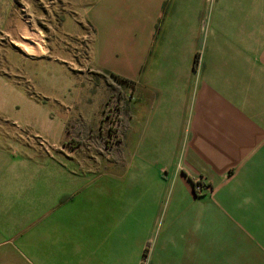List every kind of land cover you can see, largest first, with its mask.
I'll return each instance as SVG.
<instances>
[{
  "label": "crops",
  "instance_id": "crops-1",
  "mask_svg": "<svg viewBox=\"0 0 264 264\" xmlns=\"http://www.w3.org/2000/svg\"><path fill=\"white\" fill-rule=\"evenodd\" d=\"M200 3L90 0L82 8L76 24L91 28L88 64L125 80L130 93L126 170H87L75 156L15 154L0 144V264H219L239 257L243 243L264 251V75H256L264 44L261 56L245 52L241 32L229 40L213 30L212 49L237 46L251 75L211 77L209 36L179 13L196 15ZM47 57L35 74L27 65L38 97L6 101L1 90L0 116L59 146L85 93L67 85L59 57ZM145 144L160 148L152 175ZM199 178L212 188L204 198L195 197Z\"/></svg>",
  "mask_w": 264,
  "mask_h": 264
},
{
  "label": "rangeland",
  "instance_id": "rangeland-1",
  "mask_svg": "<svg viewBox=\"0 0 264 264\" xmlns=\"http://www.w3.org/2000/svg\"><path fill=\"white\" fill-rule=\"evenodd\" d=\"M88 3L90 0H0V80L10 85L9 89L14 88L12 93L0 88L5 94V100L17 101L20 92L38 97V90L30 79L27 65L34 66L32 71L35 74L39 62L47 59V56L59 57L69 73L67 85L73 82V90L80 89L85 93L81 106L67 124V134L61 145L51 146L47 141L34 137L20 124L5 120L3 116H0V144L15 154L75 156L76 165L87 170L125 171L124 155L127 147L123 140L129 132L126 121L130 93L123 81L109 73L97 72L88 64L91 28L86 23H79V27L76 24V20L81 21L82 8ZM201 6L202 9L193 16H190V9L179 13L187 14L185 18L194 27L198 26L199 21V27L202 26L209 36L210 59L215 68L212 74L209 73L210 76L233 78L251 75L241 63L242 53L237 46L226 42L219 52L212 49L215 43L219 44L218 39L213 38V30L225 31L228 39L232 40L238 39V32H241V43L247 48L245 52L261 56L264 44V0H201ZM178 17L182 18L181 15ZM36 39H40L43 45L40 54L35 52ZM259 61L264 62V58ZM147 74H155L154 69ZM69 75L72 77L69 78ZM256 75H264V72ZM216 87L210 88L211 94L219 92ZM149 134L151 141L156 140V132L150 131ZM184 146L178 154L180 164L186 160ZM156 148V145L149 144L141 148L150 175L156 172L161 161L154 156ZM175 150V147L169 148L173 154ZM197 182L204 185V188L209 187V190L197 192ZM195 183V197L209 196L212 188L207 180L199 178ZM141 193L142 189L136 201L142 202L145 194ZM167 202L168 199H165L164 208ZM152 215L153 206L147 203L148 221ZM242 246L244 250L235 253L239 257L219 260V264H264V251L251 252V245L243 243ZM216 263L218 260H212L210 264Z\"/></svg>",
  "mask_w": 264,
  "mask_h": 264
},
{
  "label": "bare ground",
  "instance_id": "bare-ground-1",
  "mask_svg": "<svg viewBox=\"0 0 264 264\" xmlns=\"http://www.w3.org/2000/svg\"><path fill=\"white\" fill-rule=\"evenodd\" d=\"M36 40H37V42H36ZM35 40V46H34V48H36V51L35 52H37V53H42L43 52V45H42V43H41V40L40 39H36ZM32 48V47H31ZM33 49V48H32ZM29 50V49H28ZM30 51H33V50H30Z\"/></svg>",
  "mask_w": 264,
  "mask_h": 264
},
{
  "label": "built area",
  "instance_id": "built-area-1",
  "mask_svg": "<svg viewBox=\"0 0 264 264\" xmlns=\"http://www.w3.org/2000/svg\"><path fill=\"white\" fill-rule=\"evenodd\" d=\"M195 189H196L197 192H204V191L209 190V187L206 186L204 188V185H202L200 182H197V183H195Z\"/></svg>",
  "mask_w": 264,
  "mask_h": 264
},
{
  "label": "trees",
  "instance_id": "trees-1",
  "mask_svg": "<svg viewBox=\"0 0 264 264\" xmlns=\"http://www.w3.org/2000/svg\"><path fill=\"white\" fill-rule=\"evenodd\" d=\"M116 78H118V79H120L119 77H116ZM121 81H125V80H122V79H120Z\"/></svg>",
  "mask_w": 264,
  "mask_h": 264
}]
</instances>
